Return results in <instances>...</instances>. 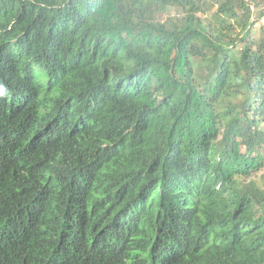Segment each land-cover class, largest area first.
Here are the masks:
<instances>
[{
    "label": "trees",
    "instance_id": "16d2710c",
    "mask_svg": "<svg viewBox=\"0 0 264 264\" xmlns=\"http://www.w3.org/2000/svg\"><path fill=\"white\" fill-rule=\"evenodd\" d=\"M263 19L0 0V264H264Z\"/></svg>",
    "mask_w": 264,
    "mask_h": 264
},
{
    "label": "clouds",
    "instance_id": "9594fccd",
    "mask_svg": "<svg viewBox=\"0 0 264 264\" xmlns=\"http://www.w3.org/2000/svg\"><path fill=\"white\" fill-rule=\"evenodd\" d=\"M8 95V89L6 86H0V98Z\"/></svg>",
    "mask_w": 264,
    "mask_h": 264
},
{
    "label": "rangeland",
    "instance_id": "374dc122",
    "mask_svg": "<svg viewBox=\"0 0 264 264\" xmlns=\"http://www.w3.org/2000/svg\"><path fill=\"white\" fill-rule=\"evenodd\" d=\"M260 26H263L264 27V19L261 21V22H259L258 24H257V26H255V29H259L260 28Z\"/></svg>",
    "mask_w": 264,
    "mask_h": 264
},
{
    "label": "built area",
    "instance_id": "2783aa9c",
    "mask_svg": "<svg viewBox=\"0 0 264 264\" xmlns=\"http://www.w3.org/2000/svg\"><path fill=\"white\" fill-rule=\"evenodd\" d=\"M252 8H254V6H252Z\"/></svg>",
    "mask_w": 264,
    "mask_h": 264
}]
</instances>
